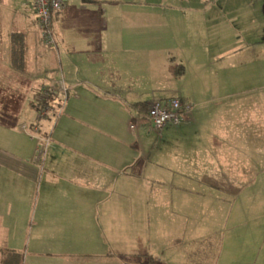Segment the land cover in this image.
<instances>
[{"label": "crops", "instance_id": "obj_1", "mask_svg": "<svg viewBox=\"0 0 264 264\" xmlns=\"http://www.w3.org/2000/svg\"><path fill=\"white\" fill-rule=\"evenodd\" d=\"M26 3L0 0V84L13 90L30 63L50 80L30 83L17 112L0 108V264H264L258 232L220 231L241 221L250 185L264 190V94L242 97L244 70L227 65L230 30L246 27L163 25L168 6L146 0H68L45 50ZM14 32L24 35L21 70L10 64ZM60 79L61 112L41 122L36 93L60 95ZM172 96L195 106L156 132L145 103ZM212 108L226 113L203 117ZM36 119L50 137L41 157L27 134Z\"/></svg>", "mask_w": 264, "mask_h": 264}, {"label": "rangeland", "instance_id": "obj_2", "mask_svg": "<svg viewBox=\"0 0 264 264\" xmlns=\"http://www.w3.org/2000/svg\"><path fill=\"white\" fill-rule=\"evenodd\" d=\"M148 2H155L152 4H165L167 5L169 10L163 16L165 23L163 25H186L188 22H195L197 25H244L245 30L240 35L237 33V28H232L230 32H233L235 36V40L233 39V43L231 45V54L228 56L227 65L236 66L237 72L239 70L244 75L243 81L239 83L240 89L245 90L246 93L243 94L242 97H247L257 95L261 97L264 94V0H146ZM185 1V2H184ZM26 4L29 5L30 17L35 16V12L33 9V0H25ZM207 10H199L201 8H207ZM130 15L138 16V11L133 10L132 8L126 9ZM168 19H165L167 18ZM148 18V19H147ZM146 18L147 22L150 19L148 15ZM263 28L260 30H256L257 26H262ZM241 36V37H237ZM237 38L239 39V43L237 48H234L235 41ZM43 49H47V46L43 45ZM49 49V48H48ZM5 56V52L1 51L0 58ZM241 56L240 58H238ZM1 61V59H0ZM223 60H221L222 62ZM169 66H171L172 62ZM223 63V62H222ZM29 64V63H28ZM32 64L38 66L39 63H30L27 66V70L25 73L21 74L20 72H16L13 78V90H18L21 93L14 92L10 87H6L0 84V108H3L4 112L7 111L12 114L17 112V107L22 100L28 95L30 97L31 86L30 83L34 85L33 89L35 90L41 84H44L50 80V78L45 74V72L37 73L32 72L35 68L32 67ZM213 69H214V65ZM217 66V65H215ZM41 68V67H40ZM175 68V67H174ZM55 69V68H54ZM42 70V69H41ZM29 71V72H27ZM55 70H52L54 72ZM258 72V74H254ZM35 73V74H34ZM228 77L226 79L227 84L232 82L233 78H230V68H227ZM54 74V73H53ZM254 74L252 77L250 75ZM233 75V74H232ZM53 76V75H52ZM11 80H9L7 85H11ZM234 87V86H232ZM252 87H256V89H249ZM262 87V88H261ZM235 88V87H234ZM232 88V89H234ZM54 92V91H53ZM60 100L55 101L56 98ZM64 95L61 93L60 95H56L55 99L51 100L49 98L50 103L54 106L60 102H64ZM227 101L233 100H223V103ZM217 101L214 104H218ZM46 105H48L45 102ZM223 107V106H222ZM36 108L38 109V104L36 103ZM37 111V110H36ZM209 112V114H208ZM220 112L226 113V111H220L217 109H209L203 117L209 118H218ZM52 114V110L49 109V113L47 116L43 117L38 115V120L44 121L48 119ZM228 114V113H227ZM230 114V113H229ZM43 117V118H42ZM46 121V120H45ZM53 123V121H52ZM37 124L39 126V121H34L31 124V127ZM40 128V126H39ZM33 130V129H32ZM46 134H49L48 131H41ZM29 137V136H28ZM251 177L252 175H248ZM259 183L261 181L259 180ZM264 184V181H262ZM250 187L244 191L243 196L241 198L242 204V218L238 225L231 220L226 223L221 224L220 231L227 232H237L245 234L252 231L258 232L259 241L257 247L258 252L262 253L264 257V190H253ZM234 208V207H233ZM254 216H259L256 218ZM218 223H212L213 225H217ZM219 228V227H218ZM246 235V234H245ZM243 235L241 239V248L242 251L246 250L250 246V238ZM241 236V235H240ZM245 236V237H244ZM242 237V236H241ZM240 239L235 240L233 243L237 247ZM233 250L226 251L227 255L229 252H233L234 248L229 247ZM238 248V247H237ZM241 252V250L239 251ZM247 264V263H244Z\"/></svg>", "mask_w": 264, "mask_h": 264}, {"label": "built area", "instance_id": "obj_3", "mask_svg": "<svg viewBox=\"0 0 264 264\" xmlns=\"http://www.w3.org/2000/svg\"><path fill=\"white\" fill-rule=\"evenodd\" d=\"M67 2L68 0H33V9L44 45L49 47L54 46L55 40L51 26L52 13L60 11ZM58 89L62 92L64 98H66L67 88L61 79L58 80ZM50 91H53V89L48 87L40 89L36 93V103L38 104L37 115L45 117L48 115L50 109L52 110V114L49 118L56 119L61 112L62 102L59 101L58 105L53 106L49 100L47 101ZM194 106L195 104L193 102L177 96L166 99H151L147 104L145 117L150 127L156 132H160L166 125L173 127L179 126L183 121L188 119ZM22 128L27 132V126L25 124L22 125ZM32 129L33 131L27 132V134L30 139L36 141V154L41 157L49 145L50 137L49 134L41 132L37 124H34Z\"/></svg>", "mask_w": 264, "mask_h": 264}, {"label": "trees", "instance_id": "obj_4", "mask_svg": "<svg viewBox=\"0 0 264 264\" xmlns=\"http://www.w3.org/2000/svg\"><path fill=\"white\" fill-rule=\"evenodd\" d=\"M12 43L9 47L11 62L10 64L17 70H21L24 67V52H25V42H24V35L21 32H14L13 33ZM183 73V66L177 65L175 68V74L181 75ZM56 93L50 91L49 98L51 100L55 99ZM145 108H147V104L145 103ZM153 264V262H150Z\"/></svg>", "mask_w": 264, "mask_h": 264}]
</instances>
